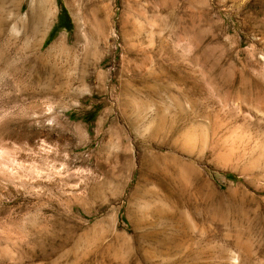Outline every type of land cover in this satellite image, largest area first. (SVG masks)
<instances>
[{"label":"rangeland","instance_id":"374dc122","mask_svg":"<svg viewBox=\"0 0 264 264\" xmlns=\"http://www.w3.org/2000/svg\"><path fill=\"white\" fill-rule=\"evenodd\" d=\"M0 264H264V0H0Z\"/></svg>","mask_w":264,"mask_h":264},{"label":"trees","instance_id":"16d2710c","mask_svg":"<svg viewBox=\"0 0 264 264\" xmlns=\"http://www.w3.org/2000/svg\"><path fill=\"white\" fill-rule=\"evenodd\" d=\"M62 12H63V14H64V17H65V19L66 20H68V16H67V14H66V10L65 9H62ZM64 17H63V21L60 23L61 24V26H65V27H69V23H68V21L66 22V21H64Z\"/></svg>","mask_w":264,"mask_h":264}]
</instances>
